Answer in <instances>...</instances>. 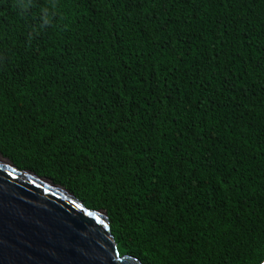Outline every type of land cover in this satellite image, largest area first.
Returning <instances> with one entry per match:
<instances>
[{
	"label": "trees",
	"instance_id": "16d2710c",
	"mask_svg": "<svg viewBox=\"0 0 264 264\" xmlns=\"http://www.w3.org/2000/svg\"><path fill=\"white\" fill-rule=\"evenodd\" d=\"M0 153L142 264H261L264 0H0Z\"/></svg>",
	"mask_w": 264,
	"mask_h": 264
},
{
	"label": "water",
	"instance_id": "95a60500",
	"mask_svg": "<svg viewBox=\"0 0 264 264\" xmlns=\"http://www.w3.org/2000/svg\"><path fill=\"white\" fill-rule=\"evenodd\" d=\"M0 264L142 262L119 253L104 210L86 207L65 187L6 157L0 159Z\"/></svg>",
	"mask_w": 264,
	"mask_h": 264
},
{
	"label": "snow or ice",
	"instance_id": "6c2138e0",
	"mask_svg": "<svg viewBox=\"0 0 264 264\" xmlns=\"http://www.w3.org/2000/svg\"><path fill=\"white\" fill-rule=\"evenodd\" d=\"M6 157L0 156V159H5Z\"/></svg>",
	"mask_w": 264,
	"mask_h": 264
}]
</instances>
